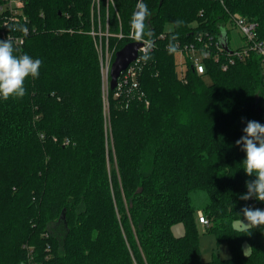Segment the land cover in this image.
Returning <instances> with one entry per match:
<instances>
[{"label": "trees", "instance_id": "obj_1", "mask_svg": "<svg viewBox=\"0 0 264 264\" xmlns=\"http://www.w3.org/2000/svg\"><path fill=\"white\" fill-rule=\"evenodd\" d=\"M113 1L125 35L109 39L117 52L132 42L137 0ZM24 2L37 32L16 54L42 64L23 98L0 99V264L17 247L18 264H203L200 213L217 244L231 249L230 259L215 256L214 264H264V226L234 227L244 207L264 210L254 197L240 199L255 177L242 169L245 153L235 143L248 121L264 125L261 59L252 55L228 71L209 63L205 75L189 65L184 83L166 47L173 35L184 44L199 31L227 41L229 14L264 32V0H143L153 59L143 61L139 91L109 88V130L89 34L96 3ZM109 5L110 32H119ZM4 29L0 23V39ZM176 223L184 236L172 233Z\"/></svg>", "mask_w": 264, "mask_h": 264}, {"label": "built area", "instance_id": "obj_2", "mask_svg": "<svg viewBox=\"0 0 264 264\" xmlns=\"http://www.w3.org/2000/svg\"><path fill=\"white\" fill-rule=\"evenodd\" d=\"M24 6V0H0V23H3L5 27L1 36L3 39L10 36L16 47L24 46L28 37L37 32L36 28H30L28 25L29 22L24 12ZM22 28H26L27 32L21 31L20 29ZM102 28L101 25H98L96 29L95 24H93L89 34L94 38L95 47L98 49L101 74L104 77V75L108 76L110 74L116 49L111 50L109 48L110 34L102 32ZM224 29L228 31V48L221 44L220 40H218L219 36L216 34L214 36L202 31H199L190 42H185L184 44L176 43V60L179 64L178 75L184 83L186 82V70L189 65H191L197 75H205L209 63L220 64L223 71H228L230 67L238 62L247 60L252 55H257L261 59L262 73H264V32L259 23L251 21L244 16L229 14V19L224 25ZM230 29L236 30L240 34L242 43L238 48H233L230 45ZM124 36L120 32L117 38L123 39ZM164 37V35L160 36V38ZM129 38L132 42L136 41L132 38V34L129 35ZM154 49L155 42L152 51ZM141 55L142 52L139 50L138 58L128 66L127 70L121 73L116 87L119 92L117 95L123 92L130 94L134 91H139V75L144 63L140 58ZM148 104L149 102L146 101V105ZM199 219L203 225L208 224V220L204 219L202 213L199 214Z\"/></svg>", "mask_w": 264, "mask_h": 264}, {"label": "clouds", "instance_id": "obj_3", "mask_svg": "<svg viewBox=\"0 0 264 264\" xmlns=\"http://www.w3.org/2000/svg\"><path fill=\"white\" fill-rule=\"evenodd\" d=\"M150 15L148 6L143 0H137L130 28L132 38L142 45L140 58L144 62L153 59L151 51L154 48V41L150 38L146 39L153 35L151 31H146V21ZM182 23L180 20L174 22L177 27ZM20 30L27 32L26 28ZM176 39L177 36L173 35L166 46L170 54L177 51ZM41 64L42 61L39 58L34 59L26 53L17 55L14 41L10 36L0 39V99L7 101L10 98H23L26 95L25 81L29 77L33 79L39 77ZM242 131L244 134L235 142L245 153L241 162L242 169L247 176H254L255 179L246 182L247 193L240 199L249 200L254 197L264 202V125L254 120L248 121ZM242 213L247 223L243 220L240 222L246 231L264 226V210L244 207ZM250 248L245 249V256Z\"/></svg>", "mask_w": 264, "mask_h": 264}, {"label": "rangeland", "instance_id": "obj_4", "mask_svg": "<svg viewBox=\"0 0 264 264\" xmlns=\"http://www.w3.org/2000/svg\"><path fill=\"white\" fill-rule=\"evenodd\" d=\"M94 3L96 7L95 8V22H97V26L101 25L102 28V32L106 33L108 32V34H110V38L115 37L117 38V35L121 32V20L119 19L118 16V11L114 5V1L113 0H105L104 5L105 6V13L102 14V6L101 5V0H94ZM113 5L114 8V13L116 18L118 19L119 22V32H110V27H111V21L109 20V11H110V5ZM93 9V8H92ZM173 27L172 24H168L165 28L166 32L172 31ZM230 36H231V40H230V45L233 48H238L241 46V38H240V34L238 31L230 29ZM109 38V39H110ZM105 41V38H104ZM113 48V47H112ZM101 78H102V102H103V106H104V116H105V121H106V126L107 129L109 130L110 128V101H109V88H110V81L111 78L108 76L104 77L101 74ZM264 107V104H263ZM201 201V200H200ZM199 201V202H200ZM207 202V198L202 200V205L205 204ZM197 219H199V216L197 217ZM245 223H247V221L245 219H242ZM200 221V219H199ZM234 227L237 229H245L244 226L241 224L240 220H237L234 222ZM198 233H199V237H200V242H199V248H200V258H201V262L203 264H214L212 262L213 258L216 257H220L221 259H230L231 258V249L230 247L226 244V243H219L217 244V238L216 235L214 233H210L208 231L205 230V226L203 225H199L198 227ZM172 233L178 237H182L185 234V228L184 225L182 223H176L173 227H172ZM244 251L246 248L250 247L248 243H245L244 245ZM251 252V248L247 250V255ZM4 258L6 259L3 264H18L20 262H22V257L20 256L19 253V247L12 249V251H10L7 255L4 256ZM26 263V261H25Z\"/></svg>", "mask_w": 264, "mask_h": 264}, {"label": "water", "instance_id": "obj_5", "mask_svg": "<svg viewBox=\"0 0 264 264\" xmlns=\"http://www.w3.org/2000/svg\"><path fill=\"white\" fill-rule=\"evenodd\" d=\"M220 42L225 48H228L226 37H222ZM141 46L140 42H129L116 52L109 74L111 90L117 87L121 73L127 70L128 66L138 58Z\"/></svg>", "mask_w": 264, "mask_h": 264}]
</instances>
